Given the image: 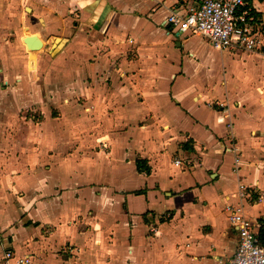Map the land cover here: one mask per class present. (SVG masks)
Here are the masks:
<instances>
[{"label":"crops","instance_id":"1","mask_svg":"<svg viewBox=\"0 0 264 264\" xmlns=\"http://www.w3.org/2000/svg\"><path fill=\"white\" fill-rule=\"evenodd\" d=\"M199 2L0 0V264H227L230 205L261 238L264 0L251 51L168 23Z\"/></svg>","mask_w":264,"mask_h":264},{"label":"built area","instance_id":"2","mask_svg":"<svg viewBox=\"0 0 264 264\" xmlns=\"http://www.w3.org/2000/svg\"><path fill=\"white\" fill-rule=\"evenodd\" d=\"M244 0H200L189 6L184 13L172 12L167 21L180 32L192 31L205 36L213 46L220 49L240 48L256 50L259 37L252 32L250 18L242 9ZM180 160L176 159L175 163ZM229 218L236 228L238 243L227 264H264V241L253 229L240 207L226 206ZM6 259L12 264H32L27 255H15L8 250Z\"/></svg>","mask_w":264,"mask_h":264},{"label":"water","instance_id":"3","mask_svg":"<svg viewBox=\"0 0 264 264\" xmlns=\"http://www.w3.org/2000/svg\"><path fill=\"white\" fill-rule=\"evenodd\" d=\"M23 41L30 51L38 50L42 46V40L38 34H26L23 37ZM31 72L33 71L31 70Z\"/></svg>","mask_w":264,"mask_h":264},{"label":"trees","instance_id":"4","mask_svg":"<svg viewBox=\"0 0 264 264\" xmlns=\"http://www.w3.org/2000/svg\"><path fill=\"white\" fill-rule=\"evenodd\" d=\"M247 1H250V0H247ZM135 165H136V169L140 172L148 173L150 171L147 161L144 159L137 158L135 160ZM261 231H262L261 238L262 240H264V226L262 227Z\"/></svg>","mask_w":264,"mask_h":264}]
</instances>
